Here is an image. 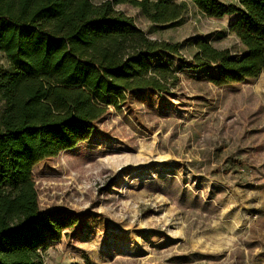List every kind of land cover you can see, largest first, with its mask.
Returning a JSON list of instances; mask_svg holds the SVG:
<instances>
[{
    "label": "rangeland",
    "instance_id": "rangeland-1",
    "mask_svg": "<svg viewBox=\"0 0 264 264\" xmlns=\"http://www.w3.org/2000/svg\"><path fill=\"white\" fill-rule=\"evenodd\" d=\"M176 1L186 12L166 26L116 7L149 40L177 46L148 56L167 92L126 93L86 141L32 168L40 211L79 221L43 264H264V72L212 84L219 69L195 67L194 44L240 54L232 18ZM0 67L9 68L1 53Z\"/></svg>",
    "mask_w": 264,
    "mask_h": 264
},
{
    "label": "trees",
    "instance_id": "trees-1",
    "mask_svg": "<svg viewBox=\"0 0 264 264\" xmlns=\"http://www.w3.org/2000/svg\"><path fill=\"white\" fill-rule=\"evenodd\" d=\"M204 17H231L228 32L243 51L194 44L195 67L219 69L215 86L264 72V0H191ZM128 5L148 23L178 21L176 0H0V264H43V251L78 224L65 211H40L32 168L86 141L107 107L135 90L167 92V75L148 56L177 46L149 40ZM205 110L204 115L207 116ZM210 117V116H207Z\"/></svg>",
    "mask_w": 264,
    "mask_h": 264
},
{
    "label": "crops",
    "instance_id": "crops-1",
    "mask_svg": "<svg viewBox=\"0 0 264 264\" xmlns=\"http://www.w3.org/2000/svg\"><path fill=\"white\" fill-rule=\"evenodd\" d=\"M102 2V1H101ZM100 3V2H99Z\"/></svg>",
    "mask_w": 264,
    "mask_h": 264
}]
</instances>
